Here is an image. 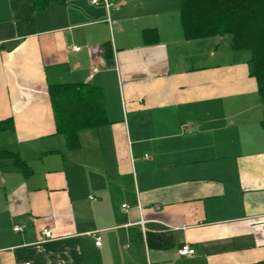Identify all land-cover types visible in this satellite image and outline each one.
Returning a JSON list of instances; mask_svg holds the SVG:
<instances>
[{"label": "crops", "instance_id": "obj_1", "mask_svg": "<svg viewBox=\"0 0 264 264\" xmlns=\"http://www.w3.org/2000/svg\"><path fill=\"white\" fill-rule=\"evenodd\" d=\"M111 1L0 0V151L26 164L0 159V264H262L250 53L229 43L222 56H245L225 61L223 37L186 39L182 0ZM64 83L99 88L108 119L76 148L50 98ZM185 244L194 255H179Z\"/></svg>", "mask_w": 264, "mask_h": 264}, {"label": "trees", "instance_id": "obj_2", "mask_svg": "<svg viewBox=\"0 0 264 264\" xmlns=\"http://www.w3.org/2000/svg\"><path fill=\"white\" fill-rule=\"evenodd\" d=\"M180 18L188 40L230 36L233 49L248 51L249 73L255 77L264 102V0H182ZM32 25V20L20 22L18 30L22 34L26 29L32 32ZM143 34L147 42L158 41L155 29H145ZM49 91L57 133L64 137L69 148L79 146L82 130L108 123L99 88L64 83L51 85ZM4 157L13 158L17 165L26 168L17 153L0 151V159Z\"/></svg>", "mask_w": 264, "mask_h": 264}, {"label": "built area", "instance_id": "obj_3", "mask_svg": "<svg viewBox=\"0 0 264 264\" xmlns=\"http://www.w3.org/2000/svg\"><path fill=\"white\" fill-rule=\"evenodd\" d=\"M92 4L94 5H103L106 7L107 11H109L112 8L117 9L119 7L118 4H116L114 1L111 0H90ZM110 20V19H109ZM75 50H80V47L74 46ZM93 72L98 71V67H93ZM125 206V205H124ZM16 231H21L22 227L21 226H16L15 227ZM43 235L45 236V238H51L52 237V232L50 229H44L43 230ZM101 237H97L96 239V245L97 246H101ZM195 249L190 247L189 245L185 244L182 247L179 248L178 253L181 256H190V255H194L195 254ZM21 264H27V263H21Z\"/></svg>", "mask_w": 264, "mask_h": 264}, {"label": "rangeland", "instance_id": "obj_4", "mask_svg": "<svg viewBox=\"0 0 264 264\" xmlns=\"http://www.w3.org/2000/svg\"><path fill=\"white\" fill-rule=\"evenodd\" d=\"M219 39V38H218ZM218 48H219V50L218 51H220V52H218V54H219V57L221 58V59H223V60H225V61H228V60H233L234 58H236V57H241V58H244V56L245 55H247L246 53H249L248 51H244L243 53H245V55L242 53V52H236V54L235 53H232V52H230V53H228V54H226V55H224V56H222L221 55V53H222V49H223V47L225 46V45H228L229 43H231V37L230 36H226V37H223V38H221V39H219L218 40ZM235 51V50H234Z\"/></svg>", "mask_w": 264, "mask_h": 264}]
</instances>
